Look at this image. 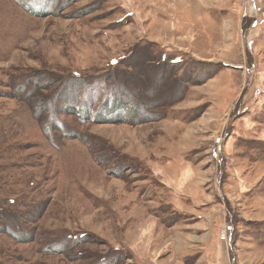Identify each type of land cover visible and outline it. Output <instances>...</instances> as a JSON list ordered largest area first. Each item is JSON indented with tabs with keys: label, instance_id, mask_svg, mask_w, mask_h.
Segmentation results:
<instances>
[{
	"label": "rangeland",
	"instance_id": "1",
	"mask_svg": "<svg viewBox=\"0 0 264 264\" xmlns=\"http://www.w3.org/2000/svg\"><path fill=\"white\" fill-rule=\"evenodd\" d=\"M0 264H264V0H0Z\"/></svg>",
	"mask_w": 264,
	"mask_h": 264
},
{
	"label": "bare ground",
	"instance_id": "2",
	"mask_svg": "<svg viewBox=\"0 0 264 264\" xmlns=\"http://www.w3.org/2000/svg\"><path fill=\"white\" fill-rule=\"evenodd\" d=\"M252 9H254V6H252ZM250 12H255L254 10H250Z\"/></svg>",
	"mask_w": 264,
	"mask_h": 264
}]
</instances>
